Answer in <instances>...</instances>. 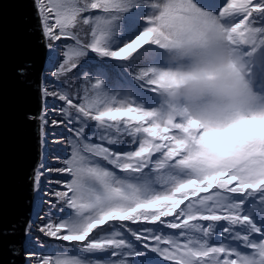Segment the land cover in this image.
<instances>
[{
	"label": "snow or ice",
	"instance_id": "obj_1",
	"mask_svg": "<svg viewBox=\"0 0 264 264\" xmlns=\"http://www.w3.org/2000/svg\"><path fill=\"white\" fill-rule=\"evenodd\" d=\"M137 2L32 0L49 65L39 121L53 163L46 157L29 177L31 203L43 212L46 194L47 212L37 213L38 224L26 222L25 241L10 242L9 250L24 264H264V224L255 220L264 216V129H255V115L213 127L165 118L159 104L149 107L130 93L117 101L87 75L90 89L74 102L79 85L68 79L89 51L129 61L145 45L161 50L203 26L222 27L230 40L264 29V0H143L153 9L149 26L121 44L116 22ZM89 9L105 15L81 21ZM78 23L91 25L90 39L73 31ZM256 71L261 91L264 68ZM155 72L141 67L134 75L140 91L158 95ZM54 128L63 131L50 135ZM245 197H252V215L243 211ZM15 235V225L0 227V244Z\"/></svg>",
	"mask_w": 264,
	"mask_h": 264
},
{
	"label": "clouds",
	"instance_id": "obj_2",
	"mask_svg": "<svg viewBox=\"0 0 264 264\" xmlns=\"http://www.w3.org/2000/svg\"><path fill=\"white\" fill-rule=\"evenodd\" d=\"M228 36L218 25L203 26L194 38L184 36L161 49L166 66H155L153 78L165 118L192 117L213 127L247 114L256 116L258 132L264 129V91L256 83V70L264 68V29Z\"/></svg>",
	"mask_w": 264,
	"mask_h": 264
},
{
	"label": "water",
	"instance_id": "obj_3",
	"mask_svg": "<svg viewBox=\"0 0 264 264\" xmlns=\"http://www.w3.org/2000/svg\"><path fill=\"white\" fill-rule=\"evenodd\" d=\"M46 55L32 0H0V227L16 226L14 237L2 238L0 264L24 261L12 255L9 243H23L33 198L29 177L41 157L40 85L18 69L30 65L28 70L41 74Z\"/></svg>",
	"mask_w": 264,
	"mask_h": 264
},
{
	"label": "trees",
	"instance_id": "obj_4",
	"mask_svg": "<svg viewBox=\"0 0 264 264\" xmlns=\"http://www.w3.org/2000/svg\"><path fill=\"white\" fill-rule=\"evenodd\" d=\"M89 15H91L94 18L97 15L103 16L105 15V13L103 12L102 9H94V10L89 9V12L82 14L81 21L84 16H89ZM116 23H117V27L115 29V35H114V39L116 41L120 39L121 35H123L125 38H132L136 35L135 32H137V26L133 21L128 22L125 19H122L117 21ZM87 28L90 39L91 25H87ZM69 43L72 42L70 41ZM82 59L89 60L91 62L88 63V62L80 61V65L76 73L78 82H73L72 80H69V83L73 85H79V91L76 90L74 91L73 89L71 93L74 102H80L77 98V92L82 97L84 94L83 91L84 88L90 89V83L82 80V77L84 75H87L89 79L92 80V82H94L97 79L101 80L103 82V90L109 93V95H115L116 98L123 97L125 99V94L130 93L140 103H145L149 107L156 105L150 103V98L152 97V93L143 92V90H141L142 91L141 92L138 87L139 82L135 81L134 79V75L136 73L132 68V66L135 58L129 61H119L111 57H108L105 60V61L108 60V62H110L109 69L107 71H105L101 66H96L97 65L96 63H99L100 60H103V57L97 55L95 52L89 51L86 54V56L83 57ZM110 59H113L114 61L111 62ZM34 73L35 72L33 69H29L27 71V78L29 82H32L34 85L39 87L40 73L39 74L35 73V75ZM57 103H62V102L57 101ZM49 104L51 106V98H49ZM157 104H159V102ZM52 130L53 132L54 131L58 132L57 135H59V133L63 131V129L61 128H54ZM61 155H63V153H61ZM46 157L47 159H51L49 154L48 156L47 154H45L42 160L44 161ZM48 163L51 164L53 163V161L51 160ZM251 199L252 198L249 197L247 198V201H250ZM39 213L42 214L41 211H39ZM28 220L29 218L25 220V223L28 222ZM35 220L36 219H34L33 221ZM49 251H51V249H49ZM20 257L24 260L23 255H21Z\"/></svg>",
	"mask_w": 264,
	"mask_h": 264
},
{
	"label": "rangeland",
	"instance_id": "obj_5",
	"mask_svg": "<svg viewBox=\"0 0 264 264\" xmlns=\"http://www.w3.org/2000/svg\"><path fill=\"white\" fill-rule=\"evenodd\" d=\"M153 9L151 8L149 3H145L143 2V0H138L137 4L135 7L130 8L127 12H125L123 14V16L120 18V20L125 19L126 21L130 22L133 21L136 26H137V32L136 35H139L141 31H143L146 27H148V23L145 20V17L149 16L152 13ZM73 31H78L81 35V38L83 40H87L89 39V35H88V28L87 25H82V23H78L76 28L73 29ZM135 35V36H136ZM125 38L123 35H121L120 39L118 40L119 43H124L127 42V40L129 39H134L135 38ZM70 42V41H69ZM115 44L113 45V50H117L115 48ZM146 46V47H145ZM143 49H141L136 56L134 57V61H133V66L132 68L134 69L135 73L139 72V69L141 67H149V66H158V65H162V52L161 50H159L156 46L154 45H145ZM47 57V55H46ZM108 57H103V60H100L99 63H96V66H101L103 67V69L105 71H107L109 69V63L108 60L105 61ZM110 61H114L113 59H110ZM81 62H88L90 63L91 61L89 60H84L81 59ZM82 64V63H81ZM80 65V64H79ZM162 66H166V65H162ZM48 69H49V65L47 63V58L45 60V63L43 64V69L41 70V74H40V91L42 93V88L44 86V77L47 75L48 73ZM76 74H69V80H72L73 82H78L77 80V76L75 79H73V76ZM79 91V88H75L74 91ZM261 91H264V89H261ZM123 97H119L116 98L117 101L123 100ZM159 102V96L157 94H153L152 93V97L150 98V103L156 104L154 106H157ZM49 107L50 104H49ZM45 111V105H44V101L42 99V103H41V111H40V115H43ZM39 116H38V120H39ZM51 118V117H50ZM41 122L39 121V141H40V145H41V159L39 161V164L43 161V157L45 154L48 153L45 150V146L42 143V135H41ZM50 131V135L51 134H56L58 132L54 131L52 129L49 130ZM51 147V145H50ZM51 161V159H48V162ZM44 200H45V207L43 212H41L42 214H40L41 218L43 217L44 213L47 212V201H48V197L45 194L44 196ZM259 202V201H258ZM40 209L35 207L32 203H31V207H30V214H29V221H33L34 219H36L35 221H37V213H39ZM255 220L258 224H264V216H259L257 215L255 217ZM39 223V221H37V224ZM25 241V237H23V242ZM24 258V256H23ZM25 259V258H24ZM24 264V261H23Z\"/></svg>",
	"mask_w": 264,
	"mask_h": 264
}]
</instances>
